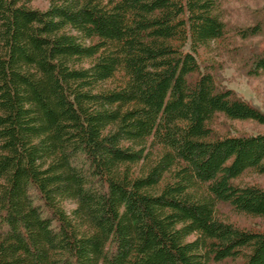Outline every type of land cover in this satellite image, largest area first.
Here are the masks:
<instances>
[{
	"label": "trees",
	"instance_id": "obj_1",
	"mask_svg": "<svg viewBox=\"0 0 264 264\" xmlns=\"http://www.w3.org/2000/svg\"><path fill=\"white\" fill-rule=\"evenodd\" d=\"M32 1L0 0V264H264V230L220 213L264 218L236 183L264 131L214 126L264 125L218 83L221 0Z\"/></svg>",
	"mask_w": 264,
	"mask_h": 264
},
{
	"label": "rangeland",
	"instance_id": "obj_2",
	"mask_svg": "<svg viewBox=\"0 0 264 264\" xmlns=\"http://www.w3.org/2000/svg\"><path fill=\"white\" fill-rule=\"evenodd\" d=\"M49 3L50 0H33L31 6L46 9ZM221 7L223 19L227 24L228 41L222 42L219 46L216 45L219 48L217 54H219L218 59L221 62V67L217 71L218 83L221 87L234 90L238 96L264 113V74L250 75L244 64V59L253 51L264 47V0H221ZM257 23L262 24L259 35L248 39L237 36L238 28H246ZM203 57H206L204 52ZM214 126L220 133L264 131V125L254 121L229 120L221 115L216 118ZM236 183L264 187V174L247 172L237 179ZM33 196L36 199L35 192H33ZM36 204H39L37 199ZM220 213L223 218L229 219L241 227L264 230V218L238 214L228 204L220 205ZM218 264H243V262L241 259H230Z\"/></svg>",
	"mask_w": 264,
	"mask_h": 264
}]
</instances>
